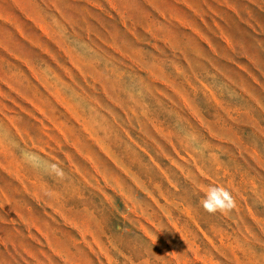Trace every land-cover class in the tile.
<instances>
[{"label": "rangeland", "instance_id": "rangeland-1", "mask_svg": "<svg viewBox=\"0 0 264 264\" xmlns=\"http://www.w3.org/2000/svg\"><path fill=\"white\" fill-rule=\"evenodd\" d=\"M0 264H264V0H0Z\"/></svg>", "mask_w": 264, "mask_h": 264}, {"label": "clouds", "instance_id": "clouds-1", "mask_svg": "<svg viewBox=\"0 0 264 264\" xmlns=\"http://www.w3.org/2000/svg\"><path fill=\"white\" fill-rule=\"evenodd\" d=\"M24 159L26 163L35 166L33 163L35 154L26 153L24 154ZM51 167L55 168L56 166L51 165ZM233 205L234 201L231 193L220 185H211L204 193L201 201V206L209 213L229 211L232 209Z\"/></svg>", "mask_w": 264, "mask_h": 264}]
</instances>
